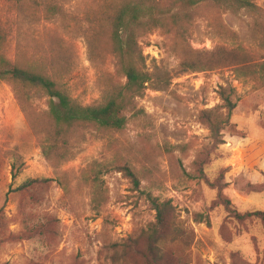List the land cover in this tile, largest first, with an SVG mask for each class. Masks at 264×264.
<instances>
[{"label":"rangeland","instance_id":"1","mask_svg":"<svg viewBox=\"0 0 264 264\" xmlns=\"http://www.w3.org/2000/svg\"><path fill=\"white\" fill-rule=\"evenodd\" d=\"M251 1L261 9L254 31L247 11L207 4L137 37L145 69L166 83L134 100L140 112L122 130L65 133L68 150L50 160L44 151L61 137L50 136L46 95L30 92L27 116L0 81V264H147L155 211L145 193L171 206L159 264H264V220L233 214L264 210V191L247 184H264V0ZM56 6L21 17L8 54L35 69L62 61L52 74L79 103L98 106L124 83L104 15L112 10L105 0ZM221 54L231 61L218 65ZM220 87L234 89L236 106L214 136L201 116L221 104Z\"/></svg>","mask_w":264,"mask_h":264},{"label":"trees","instance_id":"2","mask_svg":"<svg viewBox=\"0 0 264 264\" xmlns=\"http://www.w3.org/2000/svg\"><path fill=\"white\" fill-rule=\"evenodd\" d=\"M57 2L58 0H0V81H5L11 86L15 98L27 116L26 104L30 99V92L39 90L46 95V119L56 127L55 133L50 136L63 138L55 140L54 144L44 151L48 160L51 159L52 154H64L68 150L65 133L87 128L100 131L122 130L128 120L140 112L135 107L134 100L141 97L147 88H162L166 83L165 75L158 76L157 72H148L145 69L137 37L155 28L166 27V21H169L168 25L176 27L182 12H184L182 21L188 22L191 20L192 11L207 4H212L223 11H247L253 18L254 31L259 27L258 15L261 11L251 0H173L172 4L167 0H105L107 10H112V12L106 11L104 15L107 19L108 39L112 44V54L115 58V70L124 78V83L113 84L102 104L88 106L82 105L73 98L60 80L52 74L53 71L64 66L62 61L51 59L48 64L35 69L24 65L18 55L11 57L8 54L9 35L14 24L21 17L39 19L41 16L53 14L54 7H58ZM221 31L225 38V34L229 31L223 26ZM230 61L231 56L221 54L217 64L221 66ZM188 68L198 69L194 66ZM233 92L234 89L231 87H220L218 96L221 104L202 113V120L214 136H219L220 130L230 124V114L236 106V101L231 99ZM218 108L223 112H219ZM28 120L34 129L35 126L32 125L30 118ZM59 160L57 159L56 164ZM118 168L131 180L133 186L138 188L137 173L126 164ZM247 184L252 188L251 192L264 191V184ZM145 196L155 211L154 221L150 223L146 232L147 264H159L161 251L157 248V243L161 239L160 232L167 224L171 206L169 201H159L149 193H145ZM233 214L237 219L258 217L264 220L262 209L243 213L234 211Z\"/></svg>","mask_w":264,"mask_h":264},{"label":"crops","instance_id":"3","mask_svg":"<svg viewBox=\"0 0 264 264\" xmlns=\"http://www.w3.org/2000/svg\"><path fill=\"white\" fill-rule=\"evenodd\" d=\"M244 140V139H243ZM234 144H236V143H234ZM242 148H244L243 146H242Z\"/></svg>","mask_w":264,"mask_h":264}]
</instances>
